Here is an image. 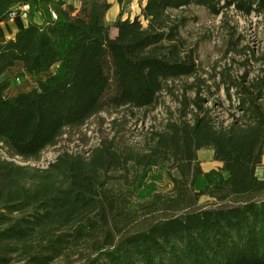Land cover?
Returning <instances> with one entry per match:
<instances>
[{
	"label": "trees",
	"instance_id": "obj_1",
	"mask_svg": "<svg viewBox=\"0 0 264 264\" xmlns=\"http://www.w3.org/2000/svg\"><path fill=\"white\" fill-rule=\"evenodd\" d=\"M70 1L0 0V24L20 11L28 18L0 42V145L10 157H37L104 111L155 109L168 81H185L181 110L193 118L138 146L125 115L90 156L63 151L45 169L0 153V264H264V46L201 71L182 57L170 11L263 15L264 0H147L140 15L116 21L114 37L107 15L127 0ZM17 62L37 86L9 97L15 82L5 75ZM214 82L238 103L230 123L205 107ZM202 149L218 168L204 170ZM162 165L172 188L139 201ZM141 216L150 218L138 227Z\"/></svg>",
	"mask_w": 264,
	"mask_h": 264
},
{
	"label": "rangeland",
	"instance_id": "obj_2",
	"mask_svg": "<svg viewBox=\"0 0 264 264\" xmlns=\"http://www.w3.org/2000/svg\"><path fill=\"white\" fill-rule=\"evenodd\" d=\"M147 0H127L125 4L120 5L114 2L113 7L107 15V23L111 27V35H117L115 23L120 18H134L140 15L141 8L146 4ZM70 3L78 6L75 0ZM135 6V7H133ZM27 8H23L26 10ZM173 23L179 29V44L181 46L182 57L193 55L201 69V71H212L217 68L218 71L225 65L234 61H242L244 50L254 49L256 52L264 46V14L246 15L238 12L234 7L224 10V12L216 15L204 6L189 5L182 9H172ZM40 14L37 21H41ZM28 21L24 12L20 11L15 14L9 22L0 24V40L6 41L13 37L24 23ZM145 27L148 21H144ZM250 51V50H249ZM17 72L12 76L14 80L13 88L19 86L21 88H34L37 86L33 77L21 78ZM46 74L45 76H48ZM188 81H192L189 79ZM219 82V80H217ZM166 89L159 95L158 106L155 109H135V116H130L128 110L120 109L118 111H104L98 115L91 117L80 133L73 136L65 134L59 145L49 146L43 150L37 157L24 159L22 157H10L6 149L0 145V153L5 157L14 160L18 164L28 165L39 169L48 168L56 158L63 152L83 154L90 156L93 150L100 145L106 137H112L115 131L112 130L113 122L118 120V125L123 123L125 115H128V127L131 133L127 135L129 143L138 146H144L146 142L157 132L165 131L167 126L173 122L192 121L193 114L182 111L184 101V85L185 81H168ZM213 89L210 95L206 94V106L214 109V115L220 121L230 123L233 113H239L235 108L238 103L235 99L233 102L229 100L223 86L217 90L215 82L212 84ZM188 96L194 97V92H189ZM219 102V106L215 103ZM211 156V160L204 162L206 170L214 167L212 149H202L199 151L201 161L207 156ZM168 166L162 165L152 171L147 180L145 191L140 197L141 202L148 201L152 195L158 192H166L172 188V180L168 174ZM174 175L180 176L175 170ZM207 179L204 175L198 177L196 187L205 189ZM208 197H203L201 203H206ZM150 217L141 216L137 224L138 227L147 221Z\"/></svg>",
	"mask_w": 264,
	"mask_h": 264
},
{
	"label": "crops",
	"instance_id": "obj_3",
	"mask_svg": "<svg viewBox=\"0 0 264 264\" xmlns=\"http://www.w3.org/2000/svg\"><path fill=\"white\" fill-rule=\"evenodd\" d=\"M25 14V13H24ZM26 15V14H25ZM27 23H28V21L26 22V23H24V25L20 28V29H23L26 25H27ZM19 29V30H20ZM5 41V40H4ZM4 41H2V40H0V42H4ZM19 71H22V72H24L25 74H26V77H32L25 69H24V67H23V64L21 63V62H17V64H16V66L15 67H13V68H11V69H9L8 70V72L6 73V75H5V77H8V78H11L12 79V76L14 75V74H16L17 72H19ZM49 75H50V73H49ZM35 88V87H34ZM34 88H28V87H23V88H21V87H19V86H16V87H12L10 90H8L7 91V93H6V95L7 96H9V97H14V96H17L18 94H20V93H22V92H28V91H31V90H33ZM200 157V156H199ZM211 160V156L209 155V156H207L206 158H205V160H203L202 161V165H203V168H204V170L205 171H211V170H213V169H215V168H218L219 166H220V163H218V162H216L215 160H214V151H213V160L215 161V163H214V167L211 169V170H206V168H205V166H204V162H207V161H210ZM258 173H259V175L262 177V178H264V158H263V165L259 168V170H258ZM208 184V183H207ZM206 187H207V185H206ZM205 187V188H206Z\"/></svg>",
	"mask_w": 264,
	"mask_h": 264
},
{
	"label": "built area",
	"instance_id": "obj_4",
	"mask_svg": "<svg viewBox=\"0 0 264 264\" xmlns=\"http://www.w3.org/2000/svg\"><path fill=\"white\" fill-rule=\"evenodd\" d=\"M133 7H135V6H133ZM52 16H53L54 20L58 19V14H56L55 12L52 13ZM18 81H19V79H18Z\"/></svg>",
	"mask_w": 264,
	"mask_h": 264
}]
</instances>
